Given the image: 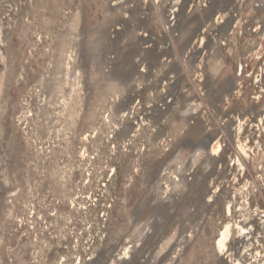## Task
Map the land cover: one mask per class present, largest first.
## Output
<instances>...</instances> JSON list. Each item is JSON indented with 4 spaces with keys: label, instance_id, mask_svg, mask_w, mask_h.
I'll return each mask as SVG.
<instances>
[{
    "label": "rangeland",
    "instance_id": "rangeland-1",
    "mask_svg": "<svg viewBox=\"0 0 264 264\" xmlns=\"http://www.w3.org/2000/svg\"><path fill=\"white\" fill-rule=\"evenodd\" d=\"M227 205L264 264V0H0V264H230Z\"/></svg>",
    "mask_w": 264,
    "mask_h": 264
},
{
    "label": "bare ground",
    "instance_id": "bare-ground-1",
    "mask_svg": "<svg viewBox=\"0 0 264 264\" xmlns=\"http://www.w3.org/2000/svg\"><path fill=\"white\" fill-rule=\"evenodd\" d=\"M259 123H261V120ZM240 128H241V125L239 126V129ZM198 147L199 149H201V151L197 153L196 155H193V158H192L193 163H196L197 161H199L201 159L202 154L209 153L212 156H215L221 151V145L219 141L215 140L210 135L205 136L202 143ZM240 148L243 151V153H246L244 150V146L241 145ZM237 163L238 165L242 166L239 160H237ZM226 211H227V216H229L230 218H227L222 224V227L220 228L219 233H218V238L215 241V248L221 255L225 256L227 262H229L230 264H242L240 261V258L237 257V251L235 249L230 250L228 243L231 240L233 232L237 231L240 234L239 236L243 237V239L238 240V243L241 244V246H244L249 241L248 238H245V237H249L250 235H252V232L250 229L246 227L248 224L246 221L234 219L230 205H227ZM247 246L248 245L244 247H247ZM260 254L261 253L258 250H256V253L253 254V257L257 259V257L259 258ZM255 261H258V260H255Z\"/></svg>",
    "mask_w": 264,
    "mask_h": 264
}]
</instances>
